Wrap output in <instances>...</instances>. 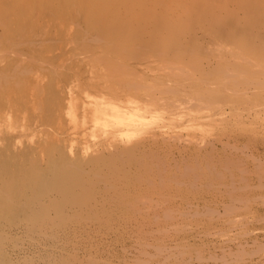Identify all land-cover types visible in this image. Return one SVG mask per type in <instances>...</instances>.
Masks as SVG:
<instances>
[{
  "label": "rangeland",
  "instance_id": "374dc122",
  "mask_svg": "<svg viewBox=\"0 0 264 264\" xmlns=\"http://www.w3.org/2000/svg\"><path fill=\"white\" fill-rule=\"evenodd\" d=\"M101 1L0 0V264H264V0Z\"/></svg>",
  "mask_w": 264,
  "mask_h": 264
},
{
  "label": "bare ground",
  "instance_id": "6f19581e",
  "mask_svg": "<svg viewBox=\"0 0 264 264\" xmlns=\"http://www.w3.org/2000/svg\"><path fill=\"white\" fill-rule=\"evenodd\" d=\"M18 1H20V0H18ZM38 2H40V1H42V0H37ZM81 1V0H80ZM89 1V0H88ZM95 1V0H94ZM101 1V0H100ZM112 1L113 0H111V2H109V0H102L101 1V3H99V5H100V8L101 9H103L102 11H99V13L100 12H102L103 14V16H104V26H110V25H114L115 27H117L118 28V31H119V34L121 35V36H123V35H126L125 33L127 32L126 30H128V28L130 27L131 28V26L134 24L135 25V23H136V18H139L140 16H139V10L137 9V7L136 6H134L133 4H130V3H124V6H125V11H124V13H122L121 14V12H119V10H118V5L119 4H114V3H112ZM126 1V0H125ZM144 1V0H143ZM147 1V0H146ZM153 1V0H152ZM176 1H178V0H171V2H176ZM185 1V7L183 6V8L185 9V11L186 10H190V11H192L194 14H196L199 18H201V17H203L204 16V14H209V12H211V11H213V7L215 6V4H216V1L217 0H184ZM236 2H238L239 4H243V5H251V4H253L254 2H255V0H235ZM52 2V1H51ZM140 2H141V0H140ZM160 2V1H159ZM234 2V1H233ZM45 3V2H44ZM153 3V2H152ZM151 3V4H152ZM31 4V3H30ZM94 4H96L95 2H94ZM147 4V3H146ZM145 4V5H146ZM149 4V3H148ZM147 4V5H148ZM151 4H149V5H151ZM164 4V3H163ZM183 4V3H182ZM35 5V4H34ZM149 5H148V7H149ZM1 7H2V5H0ZM40 6H41V4H40ZM91 6V5H90ZM89 6V7H90ZM97 6H98V4H97ZM155 6V5H154ZM7 7V6H6ZM6 7H4L5 9H6ZM9 7H10V5H9ZM25 7V6H24ZM120 7H121V5H120ZM217 7H219V6H217ZM11 8V7H10ZM28 8V7H27ZM87 8V7H86ZM100 8H99V10H100ZM164 8H165V10H164V12L166 13V11L168 12L170 9H172L173 8V6H172V3H168V4H166L165 6H164ZM155 9H156V7H155ZM25 10V9H24ZM27 10V9H26ZM87 10H89V9H87ZM95 10V9H94ZM90 11V10H89ZM89 11H87V12H89ZM92 11V10H91ZM90 11V12H91ZM122 11V10H121ZM153 11V10H152ZM162 11V10H161ZM26 12V11H25ZM89 12V13H90ZM149 12V11H148ZM216 12V11H215ZM99 13H97V14H99ZM141 13V12H140ZM143 13V12H142ZM101 14V13H100ZM147 15V14H146ZM149 15H152V14H149ZM101 16V15H100ZM103 16H102V18H103ZM143 16V15H142ZM208 16V15H207ZM117 17V18H116ZM151 17V16H150ZM173 17H174V15H173ZM209 17V16H208ZM204 18V17H203ZM142 19H140L139 21H141ZM206 20V19H205ZM218 21V20H217ZM172 22H171V20H170V18L167 20V19H164V25H170L171 27H172V25L173 24H171ZM140 24H142V23H140ZM137 26V25H136ZM139 26H137V28H138ZM151 27V26H150ZM129 28V29H130ZM107 29H109V28H107ZM136 29V28H135ZM139 31V30H138ZM108 32V31H107ZM136 33H137V31H135ZM151 33H156V31H152ZM177 35V34H176ZM102 39V38H101ZM163 39V38H162ZM117 43V42H116ZM18 56H20V55H18ZM241 58V57H240ZM234 74V73H233ZM226 76V75H225ZM198 101V100H197ZM72 102V101H71ZM105 103V102H104ZM198 103H199V101H198ZM201 103V102H200ZM204 103V102H203ZM195 104V103H194ZM200 105V104H199ZM104 106V105H103ZM107 107H109L108 105H106ZM106 106H104V107H106ZM119 106H120V104H119ZM96 107H98V106H96ZM120 107H122L121 109H123V106L121 105ZM66 109H67V107H65ZM95 108V107H94ZM113 108V107H112ZM90 110H92V109H89V112H91ZM97 110V109H96ZM103 110V109H102ZM126 110H128V109H126ZM99 111V110H98ZM108 110H107V108H106V114H104V116L106 115V116H109V117H111V118H109V117H105V120L103 121L102 120V123H101V120L99 121V119L103 116V115H101V116H99V114L97 115V114H92L93 116H92V119H93V123H94V126H96V125H103V126H105V125H107L106 123L107 122H105V121H108V120H110V119H112V120H115L116 122H121L122 123V126L120 127V130H118V133H120V134H122V135H124V132L123 131H125L124 129H125V127H128V126H134V121H135V118H136V115L133 117V116H129V115H125V116H123L122 114H121V112H120V109L119 110H116V108L115 109H109V112H107ZM128 111H131V113H133L132 111H136V110H128ZM89 112L87 111L86 112V114L88 113V115H89ZM122 112H124V111H122ZM126 112V111H125ZM68 113V112H67ZM93 113V112H92ZM68 114H70V113H68ZM91 114V113H90ZM128 114V113H127ZM134 114H135V112H134ZM86 116V115H85ZM90 117H91V115H90ZM103 119V118H102ZM137 120H140L139 118H136ZM124 120V121H123ZM109 122V121H108ZM116 122H114V123H116ZM138 122V121H137ZM142 122V121H141ZM12 123V122H11ZM139 123V122H138ZM118 125H120V124H118ZM76 128V127H75ZM92 129H94V128H92ZM63 130V129H62ZM77 131V130H76ZM68 132V131H67ZM69 132H70V130H69ZM104 132V131H103ZM113 132V131H112ZM115 132V131H114ZM117 132V131H116ZM107 133H109V132H107ZM59 134V133H58ZM93 134V133H92ZM105 134H106V132H105ZM53 135V134H52ZM55 135V134H54ZM61 135V137L59 138V137H57L56 135H55V137L56 138H58V139H63L64 140V136H63V138H62V135L63 134H60ZM76 135H77V133H76ZM94 135H95V131H94ZM113 135V134H112ZM111 135V136H112ZM116 135V134H115ZM121 135V136H122ZM67 136V135H66ZM72 136V135H71ZM108 136V135H107ZM106 136V137H107ZM90 137H92V136H90ZM97 137V136H96ZM79 138V137H78ZM98 138V137H97ZM78 140V139H77ZM105 140V139H104ZM108 140V139H107ZM75 141V140H74ZM96 141V140H95ZM99 143V142H98ZM98 143H96V145H93V148H91V146H87L86 148H85V150H84V153H87V152H94V151H96V149L98 148L97 146H100V144H98ZM41 144V143H40ZM86 146V145H85ZM71 150V149H70ZM37 155H38V157L40 158V160L41 161H43V163H45V164H43L44 166H43V168H42V171L44 172V170H48V168H50V166H45L46 164H47V162H46V160H48V159H46V157H45V155L42 153V151L41 150H39L38 152H37ZM69 164V163H68ZM35 169V168H34ZM60 169V168H59ZM50 170V169H49ZM37 172V171H36ZM9 198V197H8ZM10 200V199H9ZM22 201V200H21ZM1 220V219H0ZM1 230V229H0ZM6 230V229H5ZM8 232H9V230H7ZM17 231V230H16ZM16 231H14V232H16ZM4 233V232H3ZM1 234V233H0ZM6 234V233H5ZM27 234V233H26ZM45 234V233H44ZM9 235V234H8ZM43 235V234H42ZM4 236V235H3ZM2 237V236H1ZM19 237V236H18ZM25 239V238H24ZM30 239V238H29ZM1 240H2V238H1ZM0 240V241H1ZM27 242H29V241H27ZM17 244V243H16ZM1 246V245H0ZM8 246V245H7ZM23 246V245H22ZM34 246V245H33ZM40 246H44L45 247V245H40ZM40 246H38V247H40ZM26 247H28V246H26ZM26 247H24V248H22L21 246L20 247H13V248H11V250H10V256L11 255H13V259H15V261H17L18 259L20 260L21 259V257H26L27 256V251L29 250H27L26 249ZM41 247V248H42ZM1 249V248H0ZM6 249V248H5ZM32 249V248H31ZM34 249V248H33ZM45 249H46V247H45ZM8 250V249H7ZM37 250H39L38 248H37ZM43 250H44V248H43ZM32 251V250H31ZM36 251V250H35ZM30 252V251H29ZM0 253H1V251H0ZM2 253H3V250H2ZM9 253V252H8ZM31 253V252H30ZM35 252L33 251V254H34ZM37 253V252H36ZM35 253V254H36ZM47 253V252H46ZM9 255V254H8ZM32 255V254H31ZM32 256H34V255H32ZM14 263V262H13ZM18 264V263H17Z\"/></svg>",
  "mask_w": 264,
  "mask_h": 264
}]
</instances>
